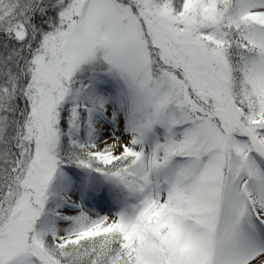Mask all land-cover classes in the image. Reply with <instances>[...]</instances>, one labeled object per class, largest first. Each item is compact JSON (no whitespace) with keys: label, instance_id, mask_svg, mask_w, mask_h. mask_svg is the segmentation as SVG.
Masks as SVG:
<instances>
[{"label":"snow or ice","instance_id":"6c2138e0","mask_svg":"<svg viewBox=\"0 0 264 264\" xmlns=\"http://www.w3.org/2000/svg\"><path fill=\"white\" fill-rule=\"evenodd\" d=\"M0 264H264V0H0Z\"/></svg>","mask_w":264,"mask_h":264}]
</instances>
